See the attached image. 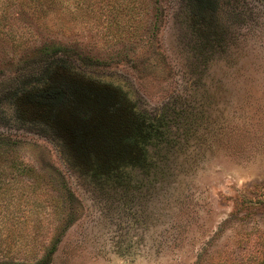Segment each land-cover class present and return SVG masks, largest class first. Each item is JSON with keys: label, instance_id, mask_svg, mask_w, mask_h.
<instances>
[{"label": "rangeland", "instance_id": "obj_1", "mask_svg": "<svg viewBox=\"0 0 264 264\" xmlns=\"http://www.w3.org/2000/svg\"><path fill=\"white\" fill-rule=\"evenodd\" d=\"M264 264V0H0V264Z\"/></svg>", "mask_w": 264, "mask_h": 264}, {"label": "trees", "instance_id": "obj_2", "mask_svg": "<svg viewBox=\"0 0 264 264\" xmlns=\"http://www.w3.org/2000/svg\"><path fill=\"white\" fill-rule=\"evenodd\" d=\"M50 262H51V256L48 257V258L45 260L44 264H49Z\"/></svg>", "mask_w": 264, "mask_h": 264}]
</instances>
